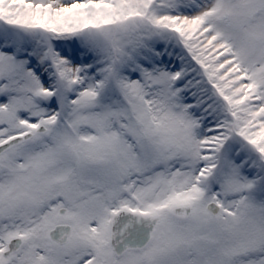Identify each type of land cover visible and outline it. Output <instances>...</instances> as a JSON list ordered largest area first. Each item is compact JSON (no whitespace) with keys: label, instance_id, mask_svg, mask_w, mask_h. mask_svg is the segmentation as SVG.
I'll return each mask as SVG.
<instances>
[{"label":"snow or ice","instance_id":"obj_1","mask_svg":"<svg viewBox=\"0 0 264 264\" xmlns=\"http://www.w3.org/2000/svg\"><path fill=\"white\" fill-rule=\"evenodd\" d=\"M0 264H264V0H0Z\"/></svg>","mask_w":264,"mask_h":264}]
</instances>
